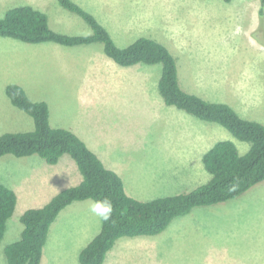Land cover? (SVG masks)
Segmentation results:
<instances>
[{
  "label": "rangeland",
  "instance_id": "rangeland-1",
  "mask_svg": "<svg viewBox=\"0 0 264 264\" xmlns=\"http://www.w3.org/2000/svg\"><path fill=\"white\" fill-rule=\"evenodd\" d=\"M74 1L95 15L120 47L139 37L166 45L187 92L228 103L242 117L264 124L262 0ZM27 2L47 12L55 30L91 32L58 0H0V17L7 6ZM161 74V64L119 65L101 43L67 47L0 35V135L34 129L33 117L6 94L16 83L33 100L46 101L53 125L77 133L120 174L131 196L150 200L192 190L211 179L202 159L216 142L233 140L241 154L250 143L167 105L158 89ZM80 178L68 154L55 165L38 154L0 158V183L18 194L0 242V264H8L6 246L21 237L25 210ZM101 228L95 201L68 206L51 226L41 264H81V250ZM104 264H264V180L237 198L194 208L158 235L119 238Z\"/></svg>",
  "mask_w": 264,
  "mask_h": 264
},
{
  "label": "trees",
  "instance_id": "trees-1",
  "mask_svg": "<svg viewBox=\"0 0 264 264\" xmlns=\"http://www.w3.org/2000/svg\"><path fill=\"white\" fill-rule=\"evenodd\" d=\"M58 2L64 9L81 17L91 32L72 34L63 29L55 30L49 14L27 2L5 8L0 17V35L30 44L52 42L67 47L101 43L106 55L121 66L161 64L158 89L167 105L222 125L237 139L249 142L250 148L241 154L233 140H220L203 155L204 167L211 174L207 183L169 196L138 199L128 194L120 174L108 168L77 133L53 125L46 101L33 100L23 86L11 83L6 87V94L13 105L33 117L34 129L1 134L0 158L38 154L48 164L55 165L68 154L76 162L81 178L60 189L43 205L25 210L20 216L24 225L20 239L5 248L8 264H41L52 224L75 202L95 201L102 218L101 230L81 250L79 261L81 264H104L119 238L158 235L175 218L189 214L194 208L237 198L264 180L263 123L242 117L228 103L209 101L184 90L179 81L177 58L160 41L139 37L120 47L108 28L83 6L74 0ZM260 15L264 17V0ZM17 204V192L0 183V242Z\"/></svg>",
  "mask_w": 264,
  "mask_h": 264
},
{
  "label": "crops",
  "instance_id": "crops-1",
  "mask_svg": "<svg viewBox=\"0 0 264 264\" xmlns=\"http://www.w3.org/2000/svg\"><path fill=\"white\" fill-rule=\"evenodd\" d=\"M53 123V122H52ZM34 160V159H33ZM68 163L70 164V162L68 161ZM72 167L74 168V165L72 164ZM87 202V201H86Z\"/></svg>",
  "mask_w": 264,
  "mask_h": 264
}]
</instances>
